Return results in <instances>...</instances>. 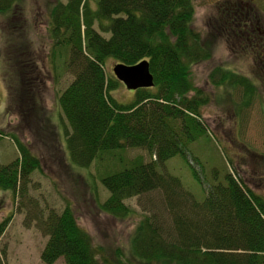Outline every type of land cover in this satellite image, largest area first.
Wrapping results in <instances>:
<instances>
[{
  "label": "trees",
  "instance_id": "obj_1",
  "mask_svg": "<svg viewBox=\"0 0 264 264\" xmlns=\"http://www.w3.org/2000/svg\"><path fill=\"white\" fill-rule=\"evenodd\" d=\"M23 1L0 0V13L20 15ZM232 6L230 1L223 12L240 30L241 24L260 22L259 5L250 4L246 12L244 4L238 9ZM195 12L194 0H57L51 5L50 35L55 48L68 52L60 62L52 55L54 70L72 76L58 98L71 129L64 130L72 161L82 167L94 161L102 165L101 183L109 192L98 205L102 211L127 218L135 212L127 200L152 192L160 194L162 207H151L138 222L131 238V258L108 257L80 225L72 203L60 212L34 210L37 200L28 199L31 175L42 168V160L29 143L13 134L18 155L0 164V190L18 196L19 207L28 199L32 208L28 218L48 236L41 254L45 263L63 258L65 264H264L263 196L232 172L225 181L207 188L193 168L206 193L198 198L167 169L169 159L186 156L188 144L206 132L199 109L208 98L192 80L191 67L211 58L212 41L211 35L204 39L193 27ZM246 16L249 22H241ZM257 39L252 53L259 55L264 42ZM11 43L5 49L4 78L9 107L19 114L18 128L28 129L38 142L43 123L58 151L54 149L53 155L65 161L58 127L43 104V78L32 47L27 41L18 46ZM108 57L126 64L147 59L154 87L136 90L132 103L119 102L111 92L116 81L106 78ZM210 76L218 86L241 90L239 112L251 104L255 93H261L249 77L232 69L217 66ZM259 79L264 83L262 76ZM3 136L8 135L0 130ZM128 148L146 150L149 159L140 155L126 161L121 152ZM4 224L0 223V233Z\"/></svg>",
  "mask_w": 264,
  "mask_h": 264
},
{
  "label": "rangeland",
  "instance_id": "obj_2",
  "mask_svg": "<svg viewBox=\"0 0 264 264\" xmlns=\"http://www.w3.org/2000/svg\"><path fill=\"white\" fill-rule=\"evenodd\" d=\"M55 1L24 0L20 15L12 17L13 13H0V130L8 135L0 137V164L17 157L18 148L11 137L18 134L42 160V168L31 175L28 199L37 200L34 210L47 213L54 208L60 212L68 202L72 203L80 225L91 234L95 247L108 257L118 255L131 258V238L136 226L151 207H162L161 196L158 192H152L129 199L126 203L135 212L127 218L115 217L98 206L109 194L101 183L102 165L94 161L89 167H82L72 161L65 135L69 126L58 103L61 90L72 76L68 71H63V76L57 75L52 62L54 54L58 62L68 56L66 48H55L50 35L49 11ZM230 1L232 8L236 9L242 4L259 5L263 9L257 14L260 22L241 24L242 31L235 27L232 19L223 12ZM194 4L193 27L201 32L204 39L211 35L212 41L208 39L212 45L211 58L191 67L192 80L208 98L207 103L199 109L206 132L188 144L186 156L177 154L169 159L167 169L180 176L185 187L198 198L206 194L204 185L208 188L210 184L225 181L229 172L236 174L238 180L244 178L254 193L264 197V83L259 79L260 76L264 78V49L259 48V55L252 53L253 39L259 37L257 40L264 42V0H194ZM247 17L246 20L242 17L241 22H249ZM250 21H253L251 16ZM9 29L14 35V46L27 41L32 47V56L43 78V104L58 127V145L65 161H59L53 155L54 142L48 139L51 133L43 123L37 142L28 129L18 128L19 114L9 107V90L4 78V67L7 65L5 49L13 39ZM115 63L114 58L108 57L104 65L106 78L117 83L111 91L112 96L121 103H132L136 99V90L128 89L114 76ZM217 66L249 77L260 89L261 93H255L251 104L241 112L238 110L241 90L237 92L213 83L210 74ZM193 94L191 92L189 96ZM121 153L126 161L140 155L149 159L146 150L141 148H128ZM63 155L58 153L57 157L63 159ZM193 168L200 172L204 185L194 177ZM18 199L13 192L0 190V223H5L0 233V264H47L41 254L48 236L36 221L28 218V213L32 211L28 199H25L22 207H19ZM53 264H65V261L60 258Z\"/></svg>",
  "mask_w": 264,
  "mask_h": 264
},
{
  "label": "water",
  "instance_id": "obj_3",
  "mask_svg": "<svg viewBox=\"0 0 264 264\" xmlns=\"http://www.w3.org/2000/svg\"><path fill=\"white\" fill-rule=\"evenodd\" d=\"M113 72L117 79L123 82L125 86L131 90L150 88L155 85L154 74L151 71L150 63L147 59L136 64L118 62L114 65ZM1 208L0 205V217Z\"/></svg>",
  "mask_w": 264,
  "mask_h": 264
},
{
  "label": "flooded vegetation",
  "instance_id": "obj_4",
  "mask_svg": "<svg viewBox=\"0 0 264 264\" xmlns=\"http://www.w3.org/2000/svg\"><path fill=\"white\" fill-rule=\"evenodd\" d=\"M243 9H244L245 11H248V10L250 9V4H249V5H248V4L244 5ZM246 14L248 15V13H246ZM246 25H247V24H246Z\"/></svg>",
  "mask_w": 264,
  "mask_h": 264
}]
</instances>
